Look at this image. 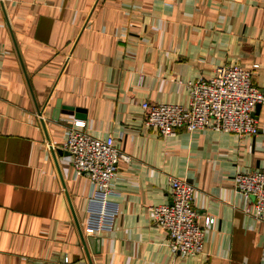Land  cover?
Instances as JSON below:
<instances>
[{
  "label": "crops",
  "instance_id": "obj_1",
  "mask_svg": "<svg viewBox=\"0 0 264 264\" xmlns=\"http://www.w3.org/2000/svg\"><path fill=\"white\" fill-rule=\"evenodd\" d=\"M220 66L264 87V0H0V264H264V218L235 185L264 171V105L255 136L145 124V103L188 108L189 84ZM77 121L131 157L101 236L87 227L90 180L64 150ZM173 178L196 188L199 222L215 220L194 257L172 252L151 211Z\"/></svg>",
  "mask_w": 264,
  "mask_h": 264
},
{
  "label": "built area",
  "instance_id": "obj_2",
  "mask_svg": "<svg viewBox=\"0 0 264 264\" xmlns=\"http://www.w3.org/2000/svg\"><path fill=\"white\" fill-rule=\"evenodd\" d=\"M191 100L188 108L176 104L145 103V124L161 136H175L179 130L215 131L237 134L240 137L258 133L254 116L258 106L264 105V87L252 83V73L238 66H220L210 80L189 84ZM64 150L70 154L77 176L90 180L91 195L88 207V230L95 236L110 233L119 214V206L112 197V182L120 162L131 157L116 147L113 138L99 139L85 130V123L77 121L66 131ZM237 190L254 201V214L264 218V171L239 173L235 177ZM196 188L184 180L173 178L169 202L152 207L156 223L169 234L172 252L186 257L202 253L205 234L214 223L207 216L204 223L194 208ZM68 259L64 262L67 264Z\"/></svg>",
  "mask_w": 264,
  "mask_h": 264
},
{
  "label": "water",
  "instance_id": "obj_3",
  "mask_svg": "<svg viewBox=\"0 0 264 264\" xmlns=\"http://www.w3.org/2000/svg\"><path fill=\"white\" fill-rule=\"evenodd\" d=\"M259 107H260V106L257 107V111H258ZM254 115H255V114H254ZM52 151H53V156H54V158H55V161H57V160H56V153H55L54 150H52ZM57 151H58L59 154H61V152H63V150H57ZM67 153H68V152H66V154H67ZM72 210H73V208H72ZM73 214H74V210H73ZM74 217H75V220H76L77 225H79V224H78V221H77V219H76L75 214H74ZM79 231H80V236H81L82 242H83L84 245H86V244H85V239H84V236H83V233H82L81 229H79Z\"/></svg>",
  "mask_w": 264,
  "mask_h": 264
}]
</instances>
